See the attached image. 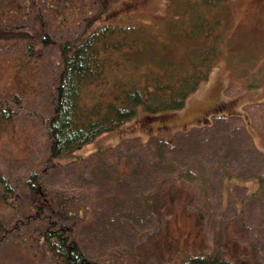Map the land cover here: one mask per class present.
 <instances>
[{
	"label": "rangeland",
	"instance_id": "374dc122",
	"mask_svg": "<svg viewBox=\"0 0 264 264\" xmlns=\"http://www.w3.org/2000/svg\"><path fill=\"white\" fill-rule=\"evenodd\" d=\"M171 3L0 0L9 33L34 25L31 35H15L28 39L22 44L0 40V99L15 111L11 121L0 120V178L13 191L10 204L0 195V264H50L33 233L50 219L73 225L84 252L103 264H179L213 253L244 264L254 249L264 264V8L256 0L199 1L190 22H199L203 38L178 22L181 8ZM207 23L221 27L220 51L171 127L143 128L145 109L138 106L117 129L48 159L42 119L53 109L64 39L102 24L135 26L152 51L146 65L180 77L196 74L202 51L211 50V37L202 33ZM44 34L51 42L39 49ZM193 49L194 61L187 60ZM33 172L38 193L28 185ZM39 192L51 207L35 214L44 205Z\"/></svg>",
	"mask_w": 264,
	"mask_h": 264
},
{
	"label": "trees",
	"instance_id": "16d2710c",
	"mask_svg": "<svg viewBox=\"0 0 264 264\" xmlns=\"http://www.w3.org/2000/svg\"><path fill=\"white\" fill-rule=\"evenodd\" d=\"M170 1L174 2L171 4L181 8L180 13L182 14L179 17L182 21L178 22L182 23L187 31L194 33L195 37H199V35L202 36L198 33L201 30L199 22L197 20L194 24L190 22L193 18L190 13L191 6L199 1L202 5L214 6L222 0ZM2 13L0 9V29H5L1 20ZM212 22L210 25L214 26ZM206 25L208 26V23ZM210 25L207 31L210 34L202 33L211 37L213 46L208 53L202 51V66L198 63L192 70L196 71V74L187 73L180 77H176L172 72L173 69L166 66H160L161 71L157 68L151 70L149 64L146 65L148 62L143 60L146 56L147 59L148 57L151 59L152 51L147 42H144L145 45L141 44L142 40L135 26L102 24L89 34L64 39L59 44L61 69L54 87L53 109L42 119L49 139L48 159L58 160V158L65 157L98 136L117 129L136 113L138 106L145 109L143 121L140 120L143 128H151L152 122H159L160 128L171 127L175 120L173 114L185 105L187 97L210 71L220 51L218 45L222 36L219 30L221 27L212 28ZM33 26L32 23L21 24L19 27L22 28L16 29L14 33H9L6 29V31L0 30V34L3 35H0V40H9L6 38L11 37L10 39L16 40V44H22L28 39H20L15 35L21 32H29L31 35ZM42 36L39 49L51 42L46 34ZM190 37L192 36H185V39ZM28 46L38 51L36 46L33 47L31 44ZM138 53L140 57L134 58ZM115 55L121 61L113 58L116 57ZM189 59L194 61V49L189 52L187 60ZM175 69L174 73H180L177 69L181 68L177 66ZM121 70H124L125 74L114 77L116 71ZM127 71H132V75L127 74ZM169 74L173 75L168 76ZM14 112L9 100L0 99L1 121H11ZM0 180L1 184L3 182L0 195L10 204L12 187H9L6 178L1 177ZM37 180H39V174L36 172L29 174L28 185L31 191L37 192L38 188L42 191L38 187ZM39 196L40 203L44 205H39L35 214L51 207L49 202H43L42 192H39ZM60 198L62 199V196ZM63 202L61 200L62 206L65 204ZM241 212L242 207L237 210V214ZM239 222L244 225L246 221L239 216ZM33 233L38 241L37 250L50 264H103L84 252L73 225L50 219L48 224L42 225ZM251 247L254 248L252 244ZM253 251L255 258L244 264H261L260 259L256 257V249ZM179 264L236 263L223 259L220 253H213L191 255Z\"/></svg>",
	"mask_w": 264,
	"mask_h": 264
},
{
	"label": "flooded vegetation",
	"instance_id": "af4514ba",
	"mask_svg": "<svg viewBox=\"0 0 264 264\" xmlns=\"http://www.w3.org/2000/svg\"><path fill=\"white\" fill-rule=\"evenodd\" d=\"M261 8H264V0H256Z\"/></svg>",
	"mask_w": 264,
	"mask_h": 264
}]
</instances>
